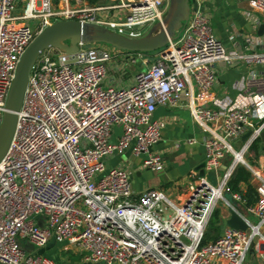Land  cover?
<instances>
[{"label": "built area", "instance_id": "2783aa9c", "mask_svg": "<svg viewBox=\"0 0 264 264\" xmlns=\"http://www.w3.org/2000/svg\"><path fill=\"white\" fill-rule=\"evenodd\" d=\"M248 1L256 13L253 25L264 24V0ZM167 5L0 0V120L18 58L47 25L89 21L136 38L161 22ZM76 46L72 53L40 52L28 74L14 133L0 159V264H55L33 254L50 238L103 264H242L246 253L250 263L264 264V158L255 163L243 157L264 131V29L259 45L249 40L229 51L211 31L205 0H191L188 19L163 51L142 54L144 67L117 86L106 80L111 47ZM237 60L263 69L248 75L260 88L240 85L234 97L218 98L212 93L216 72ZM157 105L187 108L202 132L204 171L220 172L215 184L189 179L182 189L135 192L128 171L105 166L106 158L129 150L142 155V168H164L150 150L165 125L153 117ZM114 126L118 135L111 139ZM237 165L248 171L255 200L244 204L239 193H229L238 205L233 207L223 192ZM219 202L227 216L233 208L245 228L224 226L201 244L212 213L221 214Z\"/></svg>", "mask_w": 264, "mask_h": 264}, {"label": "crops", "instance_id": "0c3cea01", "mask_svg": "<svg viewBox=\"0 0 264 264\" xmlns=\"http://www.w3.org/2000/svg\"><path fill=\"white\" fill-rule=\"evenodd\" d=\"M83 1L92 4L97 0L94 2ZM205 10L210 14L213 35L223 43L227 50L230 51L234 43L246 45L250 40L252 44L259 45L261 42L263 30L260 34L257 33L260 24L258 26L253 25V15L256 13L253 12L248 0H205ZM111 65V62L107 63V70L111 68ZM250 71L262 73L263 69L258 64H246L240 60L230 63L224 69H218L212 93L218 98L225 96L232 98L238 92L237 89L240 85L249 89L252 87L260 88L256 85L257 81L248 76ZM262 78L264 79V76ZM121 81L123 82L121 85L126 83V80ZM110 82L116 86L119 85ZM259 90H262L264 94V89ZM153 117L165 122L160 131L159 140L151 147L152 152L160 155L164 168L161 171H150L142 168L140 165L142 155L134 156L129 150L118 156L106 158L104 160L105 166H117L128 171L131 187L135 192L150 187L169 190L175 186L176 189H182L189 179L190 181L201 178L207 179L206 175L216 181L218 177L216 173L205 172L203 169L202 132L193 123L187 108L157 105L153 111ZM116 135H118V127L114 126L112 127L111 139H115ZM221 214L223 213L221 212ZM221 214L220 219L223 228L225 226L224 219L227 215ZM57 245L59 249L53 251L55 253L54 258H52L48 255L49 249H53ZM49 249L43 254L53 259L55 264H61L60 260L63 257L66 260L81 258L65 243H55ZM61 253L65 256H62Z\"/></svg>", "mask_w": 264, "mask_h": 264}, {"label": "water", "instance_id": "95a60500", "mask_svg": "<svg viewBox=\"0 0 264 264\" xmlns=\"http://www.w3.org/2000/svg\"><path fill=\"white\" fill-rule=\"evenodd\" d=\"M188 15V0H168L161 22L154 23L140 37H124L100 24L73 19L53 21L35 34L20 54L7 89L0 120V159L6 152L13 136L17 112L22 102L28 74L40 52L54 48L61 52L72 53L77 50L76 44L78 43H83L84 46H89L91 43L104 44L127 53L163 51L168 40L175 37L176 32L188 19ZM263 29L264 24H260L257 33L260 34ZM248 135L249 132H245L240 139L243 141ZM259 138L261 141L264 140V131L259 134ZM225 165L226 159L222 162L220 171L225 169ZM223 195L233 207H238L227 190L223 192ZM227 212L228 216L224 220V225L243 230L245 224L234 209L228 208ZM54 244V239L50 238L44 246L34 250L33 254H43Z\"/></svg>", "mask_w": 264, "mask_h": 264}, {"label": "rangeland", "instance_id": "374dc122", "mask_svg": "<svg viewBox=\"0 0 264 264\" xmlns=\"http://www.w3.org/2000/svg\"><path fill=\"white\" fill-rule=\"evenodd\" d=\"M191 2V0H189V3ZM147 31V27L144 28V30L142 31V33H146ZM110 52L112 54V58H111V68H109V70H107V77L106 79L109 81H112L113 83H117L119 85H121L123 82L121 80H126L129 81L130 78L134 75V73L140 69H142L144 66L141 65V57L142 54L143 55H150L152 53H154V51L152 52H148V53H127V52H123V51H118L116 49L110 48ZM126 55L129 56L126 58ZM132 59V60H131ZM135 70V71H133ZM110 84H112L110 82ZM264 155L260 152L257 154H254L252 151H250L248 149V151L244 154V159L248 162H257L259 159L262 160V158ZM216 174L219 176L220 172L217 171ZM207 179L212 183L215 184L216 181L212 180L210 178L209 175H206ZM240 189H244L243 185H240ZM220 204V212H222L223 214L221 215H226V211L224 210V208L221 206L222 204L219 202ZM242 212H244L243 210H241ZM59 246L57 245L55 248L53 249H49V254L50 256H52V258H54V250L58 251ZM62 256H65L64 254L61 253ZM60 255V256H61ZM64 258V257H63ZM61 259L60 262L61 264H103L102 262L99 261H88V260H84L80 257L75 258V259H70V260H66ZM57 264V263H56ZM242 264H253L250 263L249 261V257H248V253H246L244 255V259Z\"/></svg>", "mask_w": 264, "mask_h": 264}, {"label": "trees", "instance_id": "16d2710c", "mask_svg": "<svg viewBox=\"0 0 264 264\" xmlns=\"http://www.w3.org/2000/svg\"><path fill=\"white\" fill-rule=\"evenodd\" d=\"M89 1L94 2L96 0ZM249 150L254 154L261 152L264 155V140L261 141L260 138H256L251 142ZM240 185L244 186L243 190L240 189ZM226 188L229 193H239L242 199H244V204H251L255 200V192L250 183L249 173L242 165L235 166L226 182ZM221 230L222 221L220 219L219 210L215 209L207 222L201 239V244L207 243L216 238Z\"/></svg>", "mask_w": 264, "mask_h": 264}]
</instances>
